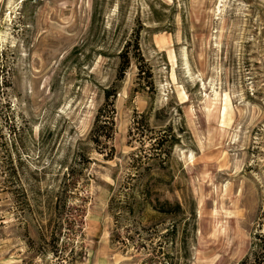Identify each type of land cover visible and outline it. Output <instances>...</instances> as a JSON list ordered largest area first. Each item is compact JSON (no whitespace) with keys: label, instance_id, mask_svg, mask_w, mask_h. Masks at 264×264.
<instances>
[{"label":"rangeland","instance_id":"374dc122","mask_svg":"<svg viewBox=\"0 0 264 264\" xmlns=\"http://www.w3.org/2000/svg\"><path fill=\"white\" fill-rule=\"evenodd\" d=\"M78 152L88 180L66 196ZM125 182L184 214L115 217ZM263 243L264 0H0V264H240Z\"/></svg>","mask_w":264,"mask_h":264},{"label":"trees","instance_id":"16d2710c","mask_svg":"<svg viewBox=\"0 0 264 264\" xmlns=\"http://www.w3.org/2000/svg\"><path fill=\"white\" fill-rule=\"evenodd\" d=\"M133 45V55L132 57L139 59L140 54H139V47H138V41L137 39H134ZM130 46L127 45V49ZM129 51V50H128ZM130 52V51H129ZM120 57L125 58L123 62L120 64V74H123L125 71V68L130 63V53H123L119 55ZM140 60V59H139ZM138 62V61H137ZM140 71V70H139ZM112 95V98L115 96L113 92L110 90H106L104 97L105 100H109L110 96ZM110 104H113L111 102ZM108 111H104V109H99L96 117L93 122V126L90 130V138L91 141L96 145V146H103L104 148H108L110 150L107 155L111 157L113 153V146L110 144V141L113 138V125H114V109H107ZM159 140V139H158ZM157 144L159 142H156ZM152 145V144H151ZM154 147V146H152ZM100 150V149H99ZM103 151V150H102ZM150 155H142V156H137L134 157L132 156L131 161L129 162L130 166L135 167L136 173H137V178H135L137 181H140L142 179L141 175L142 170L145 169L146 167H143L142 165V157L147 158V159H152ZM154 156H158L157 153H155ZM89 165V159L82 154L81 152H78L72 162L68 165L65 166V171L63 173V195L66 194V196H72V195H77L79 194V190L83 188V184L87 182L88 180V175H87V167ZM136 184V183H135ZM124 188H127V190H122L123 193L118 194V200L117 194L111 196L110 201H109V211L111 212L112 215L115 217H120L123 214H127L129 216H132L133 218H137L138 220H142L143 214L145 210H151L153 214L151 215V219L157 217V216H171L173 215H179V214H184L183 208L181 204L178 201L171 202L168 199L161 200L158 195H153V192H155L154 187L149 186L148 183H144L141 187V189H137L135 191L134 184L131 182V184H128V182H125L122 184ZM82 199V195H79ZM53 202H50L52 204ZM56 206V203H55ZM117 213V214H116ZM84 215V209L79 207H75L74 205H69L67 207L66 211V217H65V222L66 225L68 226V232L73 233L72 229L76 224H80L82 222V218ZM72 234V235H73ZM176 234V227L172 223L171 227H168L166 231L159 236V248L157 253L159 255L163 253L162 251V240H160V237H166V236H171ZM112 236V240L114 241V235ZM122 244L126 245V241L123 239H119ZM52 250V249H51ZM54 253V250H52ZM72 252V249H71ZM68 256V255H67ZM167 255H162V257L159 258L157 255V258L154 260V263L149 262L148 264H169L170 261L165 260ZM240 264H264V243L261 244V248L259 250L258 254H255V256L252 259L249 258H244L241 260Z\"/></svg>","mask_w":264,"mask_h":264}]
</instances>
